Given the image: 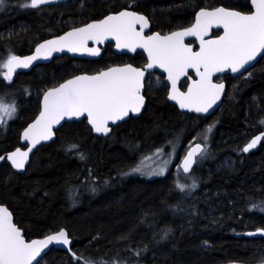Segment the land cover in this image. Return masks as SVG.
<instances>
[{
    "label": "trees",
    "instance_id": "obj_1",
    "mask_svg": "<svg viewBox=\"0 0 264 264\" xmlns=\"http://www.w3.org/2000/svg\"><path fill=\"white\" fill-rule=\"evenodd\" d=\"M25 3L30 0L0 6V64L9 54L25 56L47 39L126 9L145 15L161 34L190 27L202 9L252 11L250 0H73L37 8ZM125 63L140 67L145 59L117 56L107 46L99 60L62 56L12 81L0 67V101L16 108L13 119L0 125V157L20 147L45 91ZM219 81L226 82L227 93L211 117L180 112L167 101L163 77L150 75L141 118L112 128L106 138L96 137L86 121L67 123L53 143L35 151L24 174L7 162L0 165V203L24 237L64 228L72 240L75 257L52 250L39 264H264V236H246L264 231V139L256 151H242L264 134V57L250 76ZM206 134L209 156L186 175L195 187L174 171L155 179L132 171L145 155L179 140L188 149Z\"/></svg>",
    "mask_w": 264,
    "mask_h": 264
},
{
    "label": "snow or ice",
    "instance_id": "obj_2",
    "mask_svg": "<svg viewBox=\"0 0 264 264\" xmlns=\"http://www.w3.org/2000/svg\"><path fill=\"white\" fill-rule=\"evenodd\" d=\"M54 2L56 0H30V3L22 6L37 8ZM252 2L256 6L255 14L245 15L223 7L211 11L201 10L192 27L164 36L156 33L145 37L143 28L148 26V20L136 12L122 10L97 22L75 28L58 39L39 44L35 55L21 58L9 54L0 67L7 69L5 79L10 81L16 68H27L38 58L47 59L53 52L65 49L69 52H87L89 55L96 56L99 55V49L88 48V41L102 43L107 39H113L118 48H127L130 51L143 48L147 51L151 61L147 64V68L158 66L168 73L167 78L171 81L169 99L177 101L180 108L198 113L207 112L220 99L224 91V84L213 83L212 75L226 70L233 73L241 72L264 51V0H252ZM4 3L5 0H0V6ZM137 24L141 25V31L136 30ZM213 26L222 27L224 35L217 40L206 41L204 36ZM185 36L198 37L200 51L193 52L191 47L185 45L183 43ZM189 68L195 70L200 80L194 82L187 93L180 92L176 86L177 80L180 76L186 75ZM247 75H251L250 70L247 71ZM143 77V71L131 66L110 68L93 76H77L49 90L44 95L43 112L36 123L24 132V139L31 140L34 147L40 139L51 138V129L54 124H58L65 117L78 118L85 114L95 132L107 135L111 131L108 126L110 121L115 123L123 120L129 113L140 112L144 104V97L141 95ZM14 112V104L0 103V125L5 124V117L11 119ZM36 129L38 133L33 134ZM208 131L210 132L211 128ZM261 139H264V134L253 138L242 151L249 152ZM189 148L182 162L184 173L190 172L192 165L196 162L195 158L205 152V147L201 144L190 145ZM30 151L31 148L25 152L17 149L7 159L16 169L23 170ZM161 153L162 149H159L156 155ZM132 171L138 172L140 168H134ZM154 174H163V169ZM177 187L183 191L185 186L177 184ZM192 187H195V183ZM255 234L247 233V235ZM261 234H264V231ZM53 242L64 246L71 244L68 233L63 229L48 235L43 240L26 242L21 235V230L13 224L8 208L0 206V264H33L43 249ZM69 251H71L70 248ZM139 254V252L136 253V255ZM76 258L82 259V257Z\"/></svg>",
    "mask_w": 264,
    "mask_h": 264
},
{
    "label": "water",
    "instance_id": "obj_3",
    "mask_svg": "<svg viewBox=\"0 0 264 264\" xmlns=\"http://www.w3.org/2000/svg\"><path fill=\"white\" fill-rule=\"evenodd\" d=\"M71 1H73V0H56V2H54V3L44 4V5H41L40 7H47V6H52V5L64 4V3L71 2ZM250 6H251V8H252V11H251L250 13H247V14H245V13H242V14H245V15H252V14H255V12H256V6H255V4L252 2V0H250ZM217 8H220V7H217ZM223 8H225V7H223ZM214 9H216V8H213V9H202V10H208V11H211V10H214ZM225 9H228V8H225ZM126 10H127V11H133V12H136V11H134V10H130V9H126ZM228 10L236 11V10H233V9H228ZM200 11H201V10H200ZM200 11H198V12L196 13L195 18H196V16L198 15V13H199ZM238 12H239V11H238ZM117 13H118V12H117ZM117 13H114V14H117ZM136 13H137L138 15H143V14H140V13H138V12H136ZM114 14H111V15H114ZM143 16L148 20V26H147L146 28H143V35H144L145 37H147V36H149V35H146V34H147V33H150V31H151V23H150L149 19H148L145 15H143ZM104 18H105V17H104ZM104 18H102V19H104ZM195 18H194V22H193V24H192L190 27H192V26L194 25V23H195ZM100 20H101V19H100ZM97 21H99V20L91 21V22H89V23L97 22ZM89 23H87V24H89ZM87 24H85V25H87ZM85 25H82V26H79V27H83V26H85ZM79 27H76V28H79ZM187 28H189V27H187ZM187 28L178 29V30H175V31H183V30H185V29H187ZM73 29H75V28H72V29L66 31L65 33H63V34H61V35H58V36L52 37V38H50V39H47V40H45V41H43V42H41V43H44V42H46V41H48V40L58 39L59 37H61V36L65 35V34H67V33L70 32V31H72ZM136 30H137V31H141V25L137 24V25H136ZM175 31H173V32H175ZM214 32H219V35H218V36H214V35H213ZM156 33H159V32H153V33H151L150 35H155ZM171 33H172V32L167 33V34H161V33H159V34H160L161 36H164V35H170ZM223 35H224V29H223L222 27H216V26H213V27H211V28L209 29L208 34L204 36V39H205L206 41H207V40H217V39H219V38H220L221 36H223ZM41 43H39V44H41ZM183 43H184L185 45L191 47L193 52H198V51H200V47H201V45H200V40H199V38L196 37V36H185V37L183 38ZM191 43H192V44H191ZM39 44H38L36 47H38ZM107 45H112V46H113L112 50H113L114 54H116L117 56H135L137 53H141V54L144 56L145 60H146V64H145V66H143L142 68H137V67L133 66L132 64L115 65V66H111V67H109V68H107V69H104V70H102V71H100V72L108 71L110 68H124V67H126V66H131V67H133V68H136V69H139V70L143 71V72H144V77H143V81H142V83H143V88L141 89V95H143V97H144L145 83H146L147 77H148L149 75H151V74H156V73H157V74H160L161 76L164 77V80H165L166 84H167L168 87H169L168 95H167V101H168V103H170V104L176 106V107L178 108V110H179L180 112H182V113H186V114H189V115H195V116H197V117H203V118H207V117H211V116H213V115L219 110V108L221 107V105H222V103H223L224 97H225V95H226V93H227V84H226L225 81H218L219 78H224V77L229 76V77H231L232 79H237V78H239V77H242V76H244V75L247 74V71H248V70L252 71V70L257 66V64L259 63V61L264 57V51H262V52L260 53V55L257 56L256 60L253 61L252 64H251L250 66H247L246 69H242L241 72L233 73V72H231L230 70H226V71H224V72H217V73H214V74L212 75V82H213V83H217V84L222 82V83L224 84V91H223V93L221 94L220 99H219V100H218V101H217V102H216V103H215V104H214V105H213V106H212L207 112H199V113H198V112H195V111H189L188 109H182V108H180V106H179V104H178L177 101L172 100V99H169V96H170V94H171V81L168 80V78H167V77H168V73L165 72L164 69H162V68H160V67H158V66H157V67H153V68H151V69L147 68V64H148V63H151V61H150V59H149V57H148V53H147V51H146L145 49H143V48H136L135 51H130V50H128L127 48L121 49V48H118V47L116 46V41L113 40V39H107V40L103 41L102 43H96V42L91 41V40L88 41V43H87V47H88V48H97V49H99V55H96V56L89 55L87 52H83V53H81V52H69V51H67V50L65 49L64 51L53 52V53L51 54V56H50L49 58H47V59H44V58H38V59H36L35 61H33V62H32L27 68H23V67H18V68H16V69L14 70V72L12 73V78H11L10 81L14 80L18 74H22V73H30V72H31L34 68H36L37 66H39V65H48V64L52 63V61H53L55 58H60V57H62V56H67V57H70V58H72V59H76V60H84V61H96V60H99V59L102 57V54H103V52H104V49H105V47H106ZM36 47L33 49V51H32L30 54H27V55H25V56H19V57L24 58V57H28V56L35 55ZM5 70H6V73H7V69H6V68H5ZM100 72L95 73V74H86V73L78 74V75H76V76H73V77H71V78L65 80V81L62 82L61 84H64V83H66V82L69 81V80L75 79L77 76H93V75H97V74H99ZM185 80L187 81V86L185 87L184 90H182V88H181V84H182V82L185 81ZM199 80H200V77H199V75H197V73L195 72V70L189 68V69H187V74H186V75H182V76H180V78L177 80V85H176V86H177V89H178L180 92L187 93L188 89H189L190 87H192L193 83H194V82H199ZM61 84H59V85L56 86V87H59ZM56 87H53V88H56ZM53 88H51V89H53ZM51 89H49V90H51ZM49 90L45 91L44 94H43L42 97H41V101H40V111H39L38 115H37V116L35 117V119H34V120H33V121H32V122H31V123H30V124L24 129V130H23V131H22V133H21V135H20V147H18V148H16L15 150H13V151H11V152H8V153L4 154L3 156H1V157H3V159H0V165H1L3 162H7V163L12 167V169H13L14 171H16V172H18V173H20V174H24V173L26 172V170H27L29 164H30L31 157L33 156V154L35 153V151H36L39 147H41V146H43V145H48V144L53 143V142L55 141V139H56V132L59 131V130H60L65 124H67V123H74V122H82V121H86L87 124H88V126L90 127V129L92 130L93 134H94L96 137H99V138H106V137H108V136L111 134V132H112V128H114V127H116L117 125H120V124H122V123L128 121L129 118H130L131 116H132L133 118H138V117H140L141 114L144 112V109H145V107H146V99H145V97H144V104H143V107L141 108V110H140V112H139L138 114L129 113V115H128L127 117H125L123 120H119V121H117V122H115V123H112L111 121L109 122V125H108V126H109V128L111 129V131H110L107 135H104V134H102V133H97V132H95V130L92 128V125L88 123V118H87L86 114H85L84 116H80V117H78V118H77V117H72L71 119H69L68 117H65V118L62 119L58 124H54V125L52 126V129H51V130H52V136H51L50 139H47V140H45V139H40L39 142L33 147V146H32V143H31V140H25L23 134H24V132H25V131H26L31 125L35 124L36 121L39 119L41 112H43V110H44V95H45V93L48 92ZM38 129H39V126H38ZM38 129L34 130V133H33V134L38 133ZM260 135H262V134H260ZM260 135H258V136H260ZM254 138H255V137H254ZM252 139H253V138H252ZM252 139H251V140H252ZM251 140H250V141H251ZM262 140H263V139H261V141L257 144V146H256L255 148L251 149L249 152H243V153H244V154H249V153H251V152L256 151V150L261 146ZM195 144H200V143H194V144H192V146H194ZM201 145L204 146L203 144H201ZM204 147H205V146H204ZM29 148H31V151L28 152V157H27V160H26V162H25V164H24V168H23V170H18V169H16V168L12 165V162H11L10 160L7 159V157H8L11 153L15 152L17 149H19L21 152H25V151H28ZM189 150H190V148L187 149L186 153H187ZM186 153H185L184 157L182 158L179 167H180L181 172H182L184 175H189V174H191L192 171L195 169V167H196V165H197V160H198V158H200V156H201L202 154L199 155V156H197V157L195 158V159H196V162L192 165L191 171L188 172V173H184V172H183V169H182V162H183V160H184V158H185V156H186ZM0 206L5 207V206L2 205L1 203H0ZM6 208H7V207H6ZM9 212L11 213L10 210H9ZM11 215H12V222H13V224H14L17 228H19V227L15 224L14 217H13V214H12V213H11ZM63 230H65V231L67 232L66 229L63 228ZM58 232H59V231H58ZM261 232H262V230L248 232V233H256V234H255V235H247V233H246V236H248V237H262V236H264V234H261ZM55 233H57V232H55ZM55 233H51V234H55ZM67 233H68V232H67ZM21 235H22V237L24 238V240H25L26 242H29V243H30L31 241H33V240H43V239H45V238L48 236V235H46V236L41 237V238H35V239H32V240H27V239L24 237V233H23L22 230H21ZM49 235H50V234H49ZM68 236H69V234H68ZM69 239L71 240L70 237H69ZM69 248L71 249V251H69ZM52 250L64 251V252L68 253L70 256L75 257V256H73V251H72V240H71V244L68 245V246H64V245H62V244H56L55 242H53L52 244L48 245L47 248L43 249V251L40 253V256H38V257L36 258V260L33 261V264H39V263L41 262V260H42L44 257H46V256H47Z\"/></svg>",
    "mask_w": 264,
    "mask_h": 264
},
{
    "label": "rangeland",
    "instance_id": "obj_4",
    "mask_svg": "<svg viewBox=\"0 0 264 264\" xmlns=\"http://www.w3.org/2000/svg\"><path fill=\"white\" fill-rule=\"evenodd\" d=\"M5 69V68H4ZM6 74V70L4 72V77ZM14 97L13 95H10V98ZM0 103H3L4 105H12L8 102L5 101H0ZM14 104V102H13ZM16 110V108H15ZM15 113V112H14ZM14 113L12 114V118L8 119L7 117H5V124L6 125L10 120L13 119L14 117ZM197 140V139H195ZM209 140H210V134H206L198 143L203 144L205 146V151H206V147L209 144ZM181 141L179 140L177 143H174L171 147L168 148H164L162 149V153L160 155H156V152L149 154V155H145L143 157V159L140 160V162L138 163V165L136 166L140 168V171H138L137 173H139V176L146 178V179H155L158 177H165L167 176L169 173H171L172 171L175 172L176 177L179 181H183L185 182V184H187L189 187H192L193 183H194V179L193 177H188L186 175H184L181 170H180V162L182 160V158L184 157L187 148H181ZM154 146V145H152ZM209 156V154H207V152H204L200 158H198L197 163H199V161H205V159ZM163 169V174H154V173H159L160 170ZM136 173V172H135Z\"/></svg>",
    "mask_w": 264,
    "mask_h": 264
},
{
    "label": "flooded vegetation",
    "instance_id": "obj_5",
    "mask_svg": "<svg viewBox=\"0 0 264 264\" xmlns=\"http://www.w3.org/2000/svg\"><path fill=\"white\" fill-rule=\"evenodd\" d=\"M154 32H156V31H154ZM151 33H153V31H152V28H151V31H150V33H147L146 35H150ZM107 46H111L112 48H113V46L112 45H107ZM106 46V47H107ZM105 47V48H106ZM105 50V49H104ZM113 54H114V52H113ZM137 54H141V53H137ZM136 54V55H137ZM116 55V54H115ZM136 55L135 56H123V57H136ZM145 59V58H144ZM125 64H129V63H125ZM145 64H146V60H145V63L142 65V66H140V67H137V68H142L143 66H145ZM121 65H124V64H121ZM134 66V65H133ZM151 75H155V77H163V76H161L160 74H151ZM150 76V75H149ZM148 76V77H149ZM147 77V78H148ZM163 79H164V77H163ZM220 79V78H219ZM219 81V80H218ZM183 82H186L187 83V81L185 80V81H183ZM182 82V83H183ZM187 86V85H186ZM145 93H146V84H145V92H144V97H145ZM145 99H146V97H145ZM146 104H147V99H146ZM146 108V107H145ZM145 110V109H144ZM143 114V113H142ZM142 114H141V116H142ZM141 116L140 117H138V118H133L132 116L129 118V120L128 121H126V122H129L130 120H135V119H139V118H141ZM126 122H124V123H126ZM124 123H122V124H120V125H117L116 127H114L113 129H115V128H118V127H120V126H122ZM196 143H198V142H196Z\"/></svg>",
    "mask_w": 264,
    "mask_h": 264
}]
</instances>
